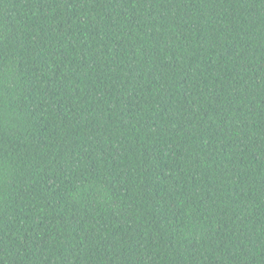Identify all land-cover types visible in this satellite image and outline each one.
<instances>
[{
    "label": "trees",
    "instance_id": "1",
    "mask_svg": "<svg viewBox=\"0 0 264 264\" xmlns=\"http://www.w3.org/2000/svg\"><path fill=\"white\" fill-rule=\"evenodd\" d=\"M0 264H264V0H0Z\"/></svg>",
    "mask_w": 264,
    "mask_h": 264
}]
</instances>
